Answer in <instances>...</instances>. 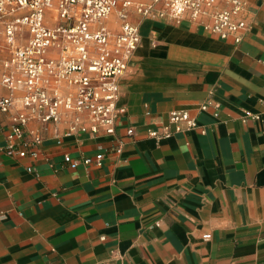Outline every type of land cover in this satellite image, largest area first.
Wrapping results in <instances>:
<instances>
[{"label": "crops", "instance_id": "1", "mask_svg": "<svg viewBox=\"0 0 264 264\" xmlns=\"http://www.w3.org/2000/svg\"><path fill=\"white\" fill-rule=\"evenodd\" d=\"M246 1L238 44L205 30L210 18L175 21L163 4L146 15L118 2L106 25L119 33L122 10L141 41L119 79L115 134L83 131L86 114L31 116L14 143L37 157L7 153L28 110L22 91L1 84L0 38V99H15L0 110V264H264V0ZM51 90L74 92L66 82ZM175 111L198 127L150 136ZM117 146L101 166L65 160Z\"/></svg>", "mask_w": 264, "mask_h": 264}, {"label": "built area", "instance_id": "2", "mask_svg": "<svg viewBox=\"0 0 264 264\" xmlns=\"http://www.w3.org/2000/svg\"><path fill=\"white\" fill-rule=\"evenodd\" d=\"M151 1L0 0V38L4 39L9 54L1 84L10 91H22L20 103L28 110L15 119L8 136V154L37 157L38 152H18L14 141L24 137L31 116L41 122H56L62 110L86 114L91 126L81 124L83 131L115 134L116 122L125 112L119 106V79L127 72L141 41L139 29L127 20L122 10L119 33L106 25L118 2L123 9L134 7L146 15L152 14L154 4H163L175 21L186 16L194 21L210 18L204 23L205 30L222 39H233L237 44L248 27L246 0ZM220 4L225 7L221 8ZM60 82H66L73 94L62 95L51 90L53 83ZM14 100L12 96L1 98L0 110L9 112ZM208 107L203 104L200 109L207 111ZM77 121L80 123V117ZM197 127V121L188 111H175L161 132L150 130L149 134L160 140ZM133 132L131 129L128 133ZM110 151L121 153V146L104 149L95 159L72 160L66 156L65 160L75 166L80 163L101 166L104 153ZM210 238V234L204 235V239Z\"/></svg>", "mask_w": 264, "mask_h": 264}, {"label": "rangeland", "instance_id": "3", "mask_svg": "<svg viewBox=\"0 0 264 264\" xmlns=\"http://www.w3.org/2000/svg\"><path fill=\"white\" fill-rule=\"evenodd\" d=\"M5 62H6V61H5ZM5 62H4V63H5ZM19 101H20V100H19ZM20 102H21V101H20Z\"/></svg>", "mask_w": 264, "mask_h": 264}]
</instances>
